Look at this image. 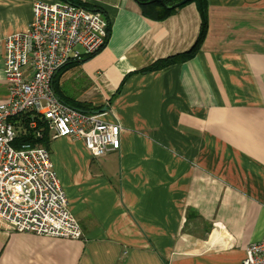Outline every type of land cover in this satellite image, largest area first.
<instances>
[{"label":"crops","instance_id":"1","mask_svg":"<svg viewBox=\"0 0 264 264\" xmlns=\"http://www.w3.org/2000/svg\"><path fill=\"white\" fill-rule=\"evenodd\" d=\"M0 0V104L6 38L29 30L34 5ZM110 22L106 48L59 75L68 103L107 109L121 148L95 159L82 141L50 139L56 176L82 238L0 229V264H240L264 240V0H206L163 21L135 0H77Z\"/></svg>","mask_w":264,"mask_h":264},{"label":"built area","instance_id":"2","mask_svg":"<svg viewBox=\"0 0 264 264\" xmlns=\"http://www.w3.org/2000/svg\"><path fill=\"white\" fill-rule=\"evenodd\" d=\"M29 30L6 38V99L0 104V229L66 240L81 227L42 144H16L31 130L41 138L82 141L93 158L121 148V126L107 109L88 113L62 102L53 81L66 65L102 52L110 22L102 10L55 0L38 2ZM25 123L27 129L25 128ZM240 264H264V240L251 243Z\"/></svg>","mask_w":264,"mask_h":264},{"label":"trees","instance_id":"3","mask_svg":"<svg viewBox=\"0 0 264 264\" xmlns=\"http://www.w3.org/2000/svg\"><path fill=\"white\" fill-rule=\"evenodd\" d=\"M60 1H66V2H70L72 4L75 5H80L86 8H93L90 7L86 4H83L77 0H60ZM142 8L143 11V15L146 18H149L151 20L154 21H163L165 19H167L168 17L172 16L178 9L191 4V3H195L197 6V9L200 13L201 16V30H200V34L198 36L197 42L196 44L193 46V48L183 54L177 55L175 57H170L161 61L156 62L154 65H152L150 68L146 69L143 72H154V71H158V70H162L168 66L174 65V64H178V63H185L188 62L189 60L193 59L196 54L199 52V50L201 49L202 44L204 43L207 33H208V29H209V18H208V3L206 0H192L191 2L176 8V9H170L169 7L183 1V0H135ZM151 1H162L163 4H160L158 2L155 3H151ZM165 4V5H164ZM109 34L111 36V28L109 31ZM92 58V57H90ZM90 58H86L81 62H74V63H70L68 65H66L65 67H63L59 73L56 75L54 81H53V89L54 92L56 93V95L59 97V99L66 103L67 105L84 111V112H100L103 110V108H93V107H86L83 105H80L78 103H68L66 101H64V99L62 98L61 92H60V87H59V75L61 74L62 71H64L65 69L69 68V67H78L81 64H83L84 62L88 61ZM25 128L27 129V125L25 123ZM49 141H50V134L49 131L47 130V128L44 130L42 137L36 138V136L34 135V133L31 130H27V132L22 135L21 137H19L16 140V144H28V143H38V144H42L44 145L48 150H49Z\"/></svg>","mask_w":264,"mask_h":264},{"label":"water","instance_id":"4","mask_svg":"<svg viewBox=\"0 0 264 264\" xmlns=\"http://www.w3.org/2000/svg\"><path fill=\"white\" fill-rule=\"evenodd\" d=\"M192 0H183V1H181V2H179V3H177V4H175V5H173V6H171V7H169L170 9H176V8H179V7H181V6H183V5H185V4H187V3H189V2H191ZM155 2H158V3H160V4H163V2L162 1H151V3H155ZM165 5V4H164Z\"/></svg>","mask_w":264,"mask_h":264}]
</instances>
